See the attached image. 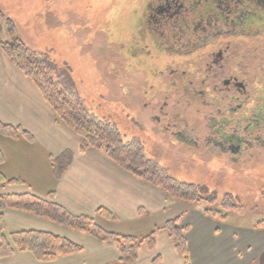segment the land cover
Masks as SVG:
<instances>
[{
	"label": "crops",
	"instance_id": "0c3cea01",
	"mask_svg": "<svg viewBox=\"0 0 264 264\" xmlns=\"http://www.w3.org/2000/svg\"><path fill=\"white\" fill-rule=\"evenodd\" d=\"M0 120L29 134L0 136V195L31 194L42 199L52 195L76 216L92 218L101 227L117 221L132 232L121 234L134 235L154 216H165L166 221L180 216L181 226L187 228L192 264H264V228L212 217L123 170L103 152L83 151L82 139L57 121L38 86L1 49ZM3 212L9 239L13 232L39 230L69 238L84 249L53 261L17 250L0 257V264H110L120 258L112 241L19 208ZM124 264H183V260L169 233L163 231L154 249L144 246L135 261Z\"/></svg>",
	"mask_w": 264,
	"mask_h": 264
},
{
	"label": "flooded vegetation",
	"instance_id": "af4514ba",
	"mask_svg": "<svg viewBox=\"0 0 264 264\" xmlns=\"http://www.w3.org/2000/svg\"><path fill=\"white\" fill-rule=\"evenodd\" d=\"M130 50L136 117L232 161L262 155L264 0H148Z\"/></svg>",
	"mask_w": 264,
	"mask_h": 264
},
{
	"label": "rangeland",
	"instance_id": "374dc122",
	"mask_svg": "<svg viewBox=\"0 0 264 264\" xmlns=\"http://www.w3.org/2000/svg\"><path fill=\"white\" fill-rule=\"evenodd\" d=\"M147 2L0 0V12L16 25L12 35L3 21L0 35L4 40L20 38L52 61L55 74L65 79L74 96L92 115L114 126L125 142H135L146 157L171 176L198 186L205 199L193 203L194 207L224 210V204L230 202L235 205L228 210L231 223H256L264 218V152L257 158L232 161L225 155L199 151L178 143L150 118L136 117L133 112L132 98L126 93L130 78L126 64L130 63L128 55L136 20ZM115 53L121 55L126 70H120L123 65ZM213 198L216 201H209ZM165 221V216H154L134 235L143 237ZM102 227L119 234L132 233L117 221ZM89 236L95 237L90 233ZM83 243L86 245L88 241Z\"/></svg>",
	"mask_w": 264,
	"mask_h": 264
},
{
	"label": "trees",
	"instance_id": "16d2710c",
	"mask_svg": "<svg viewBox=\"0 0 264 264\" xmlns=\"http://www.w3.org/2000/svg\"><path fill=\"white\" fill-rule=\"evenodd\" d=\"M7 30L14 35L16 25L11 18L0 12V34L3 32L2 22ZM0 49L5 56L25 75L31 78L43 93L51 106L58 122L64 124L82 139V150L97 149L123 170L153 184L171 198L183 202L195 203L204 200L198 186L187 184L171 176L166 169L144 155L135 142H125L120 132L111 124L104 123L92 115L88 109L78 101L65 79L54 72L55 64L38 52L31 49L20 38L4 40L0 35ZM20 134H29L20 127H13L0 120V136L16 138ZM1 155V153H0ZM17 182V180H10ZM227 199H231L228 196ZM216 201V198L209 199ZM235 205L228 202L224 210L205 209L204 212L222 221H228V210ZM19 208L41 217L50 218L72 228L88 232L105 241L117 244L120 252L119 263H129L137 259L139 250L146 246L154 249L158 235L166 231L171 236L175 249L183 264H192L186 237L187 228L181 226V217H175L156 225L154 229L143 237L131 234H119L97 225L92 218L76 216L65 207L55 202L52 195L49 199H42L31 194L0 195V257H6L17 250H29L39 260L53 261L59 256L72 255L83 251L84 247L69 238L51 232L28 230L10 233V239L5 235L6 222L4 210ZM264 228V218L254 225Z\"/></svg>",
	"mask_w": 264,
	"mask_h": 264
}]
</instances>
